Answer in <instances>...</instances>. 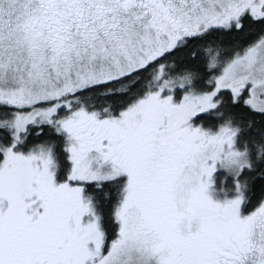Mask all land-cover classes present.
<instances>
[{
  "label": "snow or ice",
  "instance_id": "obj_1",
  "mask_svg": "<svg viewBox=\"0 0 264 264\" xmlns=\"http://www.w3.org/2000/svg\"><path fill=\"white\" fill-rule=\"evenodd\" d=\"M0 264H264V0H0Z\"/></svg>",
  "mask_w": 264,
  "mask_h": 264
}]
</instances>
